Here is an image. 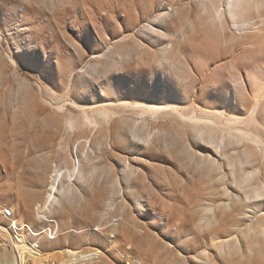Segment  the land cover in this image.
I'll return each instance as SVG.
<instances>
[{
    "label": "rangeland",
    "instance_id": "obj_1",
    "mask_svg": "<svg viewBox=\"0 0 264 264\" xmlns=\"http://www.w3.org/2000/svg\"><path fill=\"white\" fill-rule=\"evenodd\" d=\"M168 13L161 25L152 22ZM198 14L196 0H0V209L10 210L19 225H31L34 232L52 229L51 235L45 232L43 237L54 238L56 249L46 250L41 237L39 246L53 264H62L59 259L66 248L80 254L99 249L113 264H164L165 253L157 256L156 247L124 245L120 232L128 225L123 219L129 227L136 223L152 233L189 263L201 248L214 251L207 247L210 237H201L199 244L191 240L192 233L200 232L192 219L198 216L199 205L224 197L216 179L188 165L186 145L206 152L195 145L199 142L187 121L165 112L143 116L147 126L140 135L161 134L148 144L132 137L120 123L142 122L138 112L128 109L116 110L110 130L101 124L67 133L63 126L67 115L80 118L85 111L93 116L90 109L99 104H111L115 112L116 99L175 103L187 117L221 113L224 126L231 116L246 118L255 99L264 97V28L256 37L235 39L232 29L220 36ZM187 23L198 28L193 30ZM151 26L166 37L147 38ZM122 34L130 38L123 40ZM114 49L129 57L124 64L108 68V55ZM57 106H63L61 115ZM256 125L264 139V117ZM78 144L85 149L83 158L91 157L101 177L91 187L81 186L84 200L66 205L64 216L50 215L58 228L54 223L46 227L36 205L43 203L48 173L54 165L61 166L65 157L61 153L68 151L75 158ZM243 149L240 146L236 152ZM211 156L225 163L219 154ZM91 162L81 161L84 173ZM251 166L245 170L252 171ZM257 166L264 171L259 156ZM127 167L134 171L131 178L138 174L137 191L124 180ZM223 170L228 172L226 164ZM108 176L115 178L112 196ZM227 183L231 195L244 197L230 178ZM132 196L142 202H134ZM0 222H4L1 217ZM108 229L117 240L110 238ZM175 229L184 232L177 236ZM183 241L196 252L185 254Z\"/></svg>",
    "mask_w": 264,
    "mask_h": 264
},
{
    "label": "bare ground",
    "instance_id": "obj_2",
    "mask_svg": "<svg viewBox=\"0 0 264 264\" xmlns=\"http://www.w3.org/2000/svg\"><path fill=\"white\" fill-rule=\"evenodd\" d=\"M196 4L197 8H199L198 16H203L206 19V24L213 27L220 36L224 35L227 29H232V38L256 37L264 28V0H196ZM168 15L169 13L155 17L152 19V22H157V25H161V21H164ZM188 25L193 30L198 28L193 23H187L186 26ZM237 31H243L244 33L243 35L236 34L235 32ZM119 34L121 35V33ZM124 35L122 34L123 40L124 38H130ZM146 37L165 38L166 35L154 31L153 26H151ZM114 51L113 55H108L111 56L108 68L122 63L124 64L129 57L128 53L123 54L117 52L116 49ZM163 59L164 55H159L158 63L161 64ZM230 99V97L227 99V104ZM255 100L246 118L239 119L231 116L230 119L225 120V122L223 121L226 123L225 126L222 125L220 119L221 113L206 114L202 112L201 117H196L195 115L187 117L175 103H162L158 105L155 103H144L142 101L130 103L123 99H116L114 101L115 112H113L111 104L110 106L99 104L94 108H89L90 114H94L93 116H89L87 114L88 112L86 113L84 111L82 116L80 115V118H73L70 115L63 118L64 130L67 133H75L84 127L93 126L98 128L101 124H105L110 130L111 124L114 122V114L116 116V110H132L138 112L142 122H139L140 124L136 121L133 123L123 121L120 123L128 127L132 137L137 138L143 144H148L154 142L155 138H159L161 134H152L150 131H147L144 135H140V132L147 126V122L145 119L143 120V116L155 115L160 112L175 114L181 121H187L191 125L195 133L194 138L199 142L195 145L206 152L205 154H201V152L192 150L188 145L183 149L187 155L188 165L210 180L216 179V182L222 189L221 195L225 201L223 199L219 202L211 200V203L199 205L200 209L196 210L198 216L192 219L194 227L202 232V235L200 232H191L194 235L191 240L199 244L201 237L205 239L210 237V243L207 247L212 248L214 251L211 252L206 247L201 248L194 258L191 259V263H189L185 257H180L179 252L175 254L176 252L174 253L168 245L158 242L159 240L157 241L152 233L150 234L146 230L139 229V225L137 226L135 221V224L129 227L130 222L123 219L128 225L127 227L123 226L120 232L125 246L130 249L137 246L143 249L147 247H152L153 249L156 247L157 254L154 253L157 256L165 253V256H162L164 264H223V261L227 264H264V171L257 166L258 156L264 160V139L260 134L261 128H258L256 125L264 117V110L262 109L264 97L261 100ZM72 106L75 107L76 105L72 103ZM62 107L57 106L56 108L60 115L62 114ZM118 121L119 119L115 117V122ZM240 126L244 130H239L238 127ZM149 137L151 139H148ZM201 142L206 146L201 145ZM208 146L212 147L213 150L209 149ZM240 146L244 149L238 154L236 151ZM84 150L78 144L75 151V158L72 155L73 153H69L68 151L63 152L62 150L63 153L61 154H64L65 157L63 156L64 158L62 157L61 163H59L61 166L54 165L48 173L46 179L47 191L43 203L36 205L37 215L44 217V220H42L45 222L46 227L54 223L58 228V222L52 220L50 215L54 212H59L64 216L66 205H77L84 200V194L80 190L81 186L89 183L91 187L101 177L102 172L96 168V164L94 165L91 162V157L86 154L83 158L84 153L82 151ZM213 153L219 154L220 157L225 159V163L214 159L211 156ZM82 160H90L93 164L87 173H84V169L81 168ZM225 164L229 174L223 170ZM250 164L253 170H245V167ZM132 174H134L133 169L127 167L124 180H126V183H130V187L134 191H137L134 179L138 177V174L135 178H131ZM229 178L230 182L236 186V189H239V191H235L242 192L244 197L241 196L242 194L231 195L227 185ZM108 184L111 185L110 191L112 196L115 192V178L113 176H108ZM140 196L142 197V195ZM141 197L137 198L132 196V199L134 202L139 200L142 202ZM164 205H162V209L159 212L160 215L164 213ZM122 208L123 206H120V210ZM154 208L151 206V209L155 210ZM194 208H197V206H194ZM246 208L251 210L252 214L246 213L244 210ZM0 217L4 219V222H0V229H7L9 238L11 239L20 238V226L22 228L21 238L18 243L7 249L0 247V264H28L29 262L33 264H44L45 262L46 264H53L39 246V238L41 237L44 240L46 250L56 249L57 242L54 241V238H49V240L47 237H43V234L50 231V228L46 230L40 229L34 232L31 225H19L18 221L13 218L10 210L0 209ZM38 219L41 220L39 217ZM169 221L168 219L167 224ZM38 222V220L35 221L36 224ZM178 227L180 226L178 225ZM182 227H185V223L182 224ZM139 231H142V235L136 234ZM178 231L175 229L177 236L184 232ZM106 232H108L111 239L115 238L117 240V235L113 234L111 229L106 230ZM188 243L186 241L182 242L183 252L185 254L196 252L195 249L191 250L187 248ZM114 249L115 252H119V247L114 246ZM59 260L62 264H113L111 260L110 262L104 258L103 252L99 249L80 254L79 252L66 248Z\"/></svg>",
    "mask_w": 264,
    "mask_h": 264
},
{
    "label": "built area",
    "instance_id": "obj_3",
    "mask_svg": "<svg viewBox=\"0 0 264 264\" xmlns=\"http://www.w3.org/2000/svg\"><path fill=\"white\" fill-rule=\"evenodd\" d=\"M48 232L52 233V229H50V231ZM21 234H22V228L20 226V238H21ZM20 238L11 239L9 238L7 229H0V247L1 248L7 249V248L13 247L16 243L19 242Z\"/></svg>",
    "mask_w": 264,
    "mask_h": 264
}]
</instances>
